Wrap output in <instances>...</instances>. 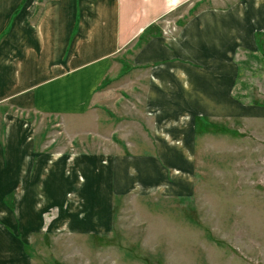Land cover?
<instances>
[{
  "label": "rangeland",
  "instance_id": "1",
  "mask_svg": "<svg viewBox=\"0 0 264 264\" xmlns=\"http://www.w3.org/2000/svg\"><path fill=\"white\" fill-rule=\"evenodd\" d=\"M36 1L34 23L49 0ZM155 18L118 56L112 110L102 111L109 123L23 114L46 155L31 182L34 202L53 188L35 228L21 225L26 235L37 229L36 264H264V0H182ZM139 60L168 69L155 107L172 119L158 143L153 119L142 117L140 81L151 70L135 67ZM61 152L68 166L55 159Z\"/></svg>",
  "mask_w": 264,
  "mask_h": 264
},
{
  "label": "crops",
  "instance_id": "2",
  "mask_svg": "<svg viewBox=\"0 0 264 264\" xmlns=\"http://www.w3.org/2000/svg\"><path fill=\"white\" fill-rule=\"evenodd\" d=\"M181 1L95 0L97 5H88L86 0H49L42 18L34 23L40 10L36 0H27L25 6H20L22 0H0V111L4 112L0 119V264H36L35 256L29 251V238L37 229L31 230L35 228L34 223L41 220L44 206L53 202L52 187L47 193L44 191L47 196L43 205L33 200L37 193L32 191L31 182L36 181L41 158L46 155L37 150L36 140L30 137L33 129L23 114L60 116L70 122L93 121L95 115V121L109 123L110 111L107 115L102 111L112 110L106 98L120 72L116 62L120 52L157 20L156 15ZM188 7L186 12L195 17L197 3ZM180 10L178 6L173 12L179 20L183 19ZM190 25L191 22L184 25V34L187 30L191 32ZM154 44V40L151 41L143 51ZM152 55L146 53V56ZM150 61L141 63L139 60L143 65L135 63V67L151 70L145 80L140 81L145 86L142 117L153 119L152 135L158 143L165 120L172 119L168 116L172 113L155 107L158 89L168 69L150 66ZM115 67V79L110 78V84L103 86ZM125 94L131 96L121 91V97ZM14 111L17 116L7 117ZM142 117L140 124L145 125ZM69 156L61 152L55 159L60 158L68 166ZM45 183L50 186L48 180ZM20 188L24 195H18ZM64 193L63 202L68 200V191ZM8 196L13 197L11 204L7 203ZM22 197L26 201L19 206ZM22 223L25 230L32 227L27 235L21 228ZM89 226L94 227V224Z\"/></svg>",
  "mask_w": 264,
  "mask_h": 264
}]
</instances>
